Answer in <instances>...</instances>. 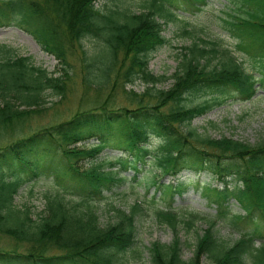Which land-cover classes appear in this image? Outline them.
<instances>
[{
	"label": "trees",
	"instance_id": "trees-1",
	"mask_svg": "<svg viewBox=\"0 0 264 264\" xmlns=\"http://www.w3.org/2000/svg\"><path fill=\"white\" fill-rule=\"evenodd\" d=\"M182 1L203 5L206 0ZM231 2L250 19L252 15L253 20L227 23L228 30L251 38L238 46L251 54L257 75L232 57L211 65L215 49L194 41L184 48L171 75L172 85L164 90L156 85L165 77L148 68L152 53L167 42L163 25L175 16L163 2L155 1L136 13L126 0H0V27L13 25L29 33L59 63L53 75L33 65L29 57L0 45V238L6 241L0 247V264H128L125 255L136 245L140 205L134 204L128 212L115 210L114 222L101 226L93 204L120 188L128 173L135 180L152 165L142 147L149 129L166 139L152 157L162 176L173 177V182L160 184L154 175L158 189L181 198L192 187L220 218L228 215L234 201L244 213L231 214V220L250 218L253 225L225 247L213 231L214 223L210 224L188 261L181 258L179 239L169 245L153 243L150 264H203L204 257L207 264H264V243L254 247V241H264V137L254 143L210 138L192 126L196 117L213 106L229 99L249 101L258 89H264V0ZM184 34L191 36L187 30ZM88 37L101 41L95 53L83 46ZM76 74L84 91L111 83L134 106H116L110 97L65 120L34 130L26 126L39 112L43 93L50 90L64 96L66 84ZM136 79L149 84L142 93L125 88V83ZM207 91L212 96L203 102L183 103L189 95ZM25 128L28 132L21 134ZM18 132L10 141L4 140ZM82 138L93 141L69 146ZM113 146L122 149L120 155L101 156ZM106 162L113 170H104ZM8 169L30 178H51L74 202L45 196L43 212L33 219L28 208L13 204L23 182L7 179L3 170ZM205 169L214 173L219 187L195 185ZM184 170L191 171L194 180L176 179ZM157 221L175 230L177 215L162 209ZM184 225L191 227L192 220Z\"/></svg>",
	"mask_w": 264,
	"mask_h": 264
},
{
	"label": "rangeland",
	"instance_id": "rangeland-1",
	"mask_svg": "<svg viewBox=\"0 0 264 264\" xmlns=\"http://www.w3.org/2000/svg\"><path fill=\"white\" fill-rule=\"evenodd\" d=\"M163 2L165 8L175 16L163 25L162 35L167 42L152 53L148 68L154 75H162L157 85L158 89H168L172 85L171 75L175 71L184 48L197 41L206 48L215 49V57L211 59V65L220 63L227 57H232L235 62L246 71L255 75L251 54L247 50L240 49L238 44L250 43L251 38L240 35L238 32L228 30L227 22H241L242 19H250L244 11L240 10L231 0H206L203 5L184 2L182 0H155ZM154 0H126V5L134 12H140L152 5ZM103 1L97 5L100 6ZM241 18V19H240ZM252 15H251V19ZM236 22V23H237ZM190 32L191 36L185 35L184 31ZM206 41L203 43L199 41ZM100 40L92 37L84 39L83 46L89 53H95ZM0 45L12 48L18 55L29 57L30 62L47 72L57 75L58 61L44 52L35 39L27 32L16 26L0 27ZM211 55H207L209 57ZM149 86L140 79L132 83H125V88L135 93H142ZM84 91L81 85V77L76 74L66 84L64 96L56 95L50 90L43 93V101L39 106V112L33 115L26 126L31 130L44 125L56 123L69 118L75 111L92 106L104 99H114L116 106L131 105L121 93V88H114L109 83L105 88L99 89L96 86ZM99 89V90H98ZM212 96L211 92L189 95L183 102L186 106H193L203 102ZM1 103V99H0ZM111 103V102H110ZM192 126L199 133L210 138L230 137L232 139L254 143L264 137V89H258L256 95L249 101L229 99L220 105L213 106L205 114L196 117ZM18 132L15 136L4 137L10 141L17 135L27 133ZM92 139L82 138L69 146L82 147ZM1 143V141H0ZM122 149L116 146L107 148L102 157H115L120 155ZM109 161V160H108ZM152 165L146 166L143 174L133 180L132 173L127 174L126 182L117 189L105 194V198L93 205L101 226L114 222L115 210L128 212L131 207L138 203L140 211L135 218L136 245L125 255L128 264H150L149 249L153 243L169 245L174 239H179L181 244V258L188 261L192 258L197 239L203 231L214 223L213 231L223 246L228 247L237 241L244 233L252 230L251 219L246 222L242 218L231 220L232 215L242 216L243 212L234 201H231L229 213L226 217H218L216 209L207 204L199 193L190 187L188 193L181 198L169 197L165 189H158L157 180L154 175L161 179V183L173 182L170 175L162 176L160 168L152 160ZM104 170H113L112 166L106 165ZM7 179L20 178L22 186L14 197L13 204L17 208H28L32 218H37L44 210L45 196H57L65 202H74V199L63 188L59 187L51 178L26 177L14 169L3 170ZM198 176V175H197ZM195 175L191 171H182L176 179L181 181L194 180ZM147 180V181H146ZM210 184L212 187H219L220 184L214 173L205 169L197 178V185ZM162 209L172 211L177 215V225L173 230L166 223L157 221V213ZM194 218V219H193ZM192 220L191 227H186L185 222ZM251 226V227H250ZM254 247L258 248L264 241H254ZM6 241L0 238V247L5 246ZM202 263L207 264V259L202 258Z\"/></svg>",
	"mask_w": 264,
	"mask_h": 264
},
{
	"label": "clouds",
	"instance_id": "clouds-1",
	"mask_svg": "<svg viewBox=\"0 0 264 264\" xmlns=\"http://www.w3.org/2000/svg\"><path fill=\"white\" fill-rule=\"evenodd\" d=\"M146 142L142 147L150 154L148 162L151 163L153 160L152 154L156 153L160 148L166 145L167 141L163 136H158L150 129L146 130Z\"/></svg>",
	"mask_w": 264,
	"mask_h": 264
}]
</instances>
